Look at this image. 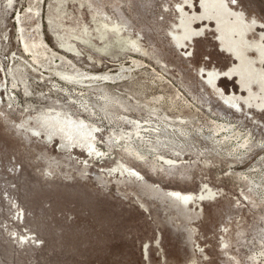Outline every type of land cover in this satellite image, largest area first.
I'll list each match as a JSON object with an SVG mask.
<instances>
[{
	"label": "rangeland",
	"instance_id": "obj_1",
	"mask_svg": "<svg viewBox=\"0 0 264 264\" xmlns=\"http://www.w3.org/2000/svg\"><path fill=\"white\" fill-rule=\"evenodd\" d=\"M217 2L0 0V264H264V0Z\"/></svg>",
	"mask_w": 264,
	"mask_h": 264
},
{
	"label": "bare ground",
	"instance_id": "obj_2",
	"mask_svg": "<svg viewBox=\"0 0 264 264\" xmlns=\"http://www.w3.org/2000/svg\"><path fill=\"white\" fill-rule=\"evenodd\" d=\"M210 4H208V6H209ZM240 5V4H239ZM239 5H237L236 7H233V5H230L229 4V0H218V2H217V7H216V9L214 10V12H217L218 10L220 11V12H222V16L223 17H225V16H227L226 14H227V10H229V11H235V12H237V9H238V6ZM236 14H238V13H236ZM214 15V13L213 12H211V13H209V17H211V16H213ZM230 16H235V14L234 13H232V14H230ZM244 19V18H243ZM245 20V19H244ZM247 22H249V20L247 19L246 20ZM256 22V21H255ZM253 23H254V21H253ZM253 23H251V21H250V24H251V26H252V24ZM238 25V24H237ZM247 25V24H246ZM255 25H257V24H255ZM252 26L251 28H249L250 26L249 25H247V28H245V33H246V35L248 34L247 33V30H249V32L251 31V30H255L256 29V27L257 26ZM107 29H109V30H116L117 32H121L120 31V29L116 26V27H114V26H111V25H106L105 26ZM237 33V32H236ZM198 34V33H197ZM196 34V35H197ZM187 36H189L188 38H186V40L187 41H190V39L192 38L193 39V42H194V37H191V35H189V34H187ZM259 37L260 38H258V39H255V43H256V45H253L252 44V46H253V48H254V50H256L257 52H256V54H258L259 55V57H258V62H260V59H261V57H262V55H261V53H260V50H259V48H260V46H262V43H263V41H264V35H259ZM197 38V37H196ZM198 38H202V37H198ZM189 39V40H188ZM192 43V42H191ZM181 44H183V45H185V43H183V42H181ZM186 44H188V43H186ZM29 45V44H28ZM38 45V44H37ZM32 46H33V44H32ZM33 48V47H32ZM252 48V49H253ZM66 51H70L69 50V48H66L65 49ZM181 50H183V49H181ZM27 51H29L28 49H27ZM262 54H264V50L262 51ZM47 54L44 52L43 53V56H46ZM56 76L59 78V79H61L62 81H64V82H67V83H73V82H79L81 79L83 80H85V79H95V80H98V79H103L104 80V82H106V83H115L116 82V78H114V77H112V76H110V75H101V76H98V77H95V76H93V75H90V74H82L80 71H76V72H74V73H70V72H65V71H60V70H58V71H56ZM205 77V76H204ZM214 77V76H213ZM214 80H215V77H214ZM101 81V80H100ZM220 87V85H219V83H218V85H217V82L215 81V82H213V83H211V88L212 89H218ZM222 97V96H221ZM225 98H227V97H225ZM161 100V99H160ZM229 100V99H228ZM154 102H156V101H154ZM226 103H228V101H226ZM229 103H230V101H229ZM230 104H232V102L230 103ZM157 109V108H156ZM45 122H46V124H47V126H48V130L50 129H54V132L56 131L57 132V135H59L60 137H62L64 140H66V141H72V142H80V145H81V143L82 142H84V141H87L86 139H84V138H78L77 140L75 139V138H73V136H76V135H80V136H84L83 134H84V129H83V124H73L72 122H71V120H73V119H71L70 117L69 118H67L66 116H61V115H59V113H57V114H47V115H45V116H43V118H42ZM128 119V118H127ZM126 119V120H127ZM130 122L132 121V120H129ZM76 123V122H75ZM221 128L222 129H225V126H221ZM218 129H220V128H218ZM51 131H53V130H51ZM138 133V132H137ZM82 144H84V143H82ZM79 145V144H78ZM132 170V169H131ZM134 170V169H133ZM129 173L131 172V173H133L132 171H128ZM171 196H172V198L173 199H175L176 201H178L179 200V202H185V203H187V202H190L193 198H194V196H192V195H190V193H183V194H181V193H179V191H174L172 194H171ZM200 196H198V198H199ZM201 197L202 198H204L205 197V195L202 193L201 194ZM203 200V199H202ZM201 200V201H202ZM191 204V203H190ZM190 208L192 207V205H190L189 206Z\"/></svg>",
	"mask_w": 264,
	"mask_h": 264
}]
</instances>
